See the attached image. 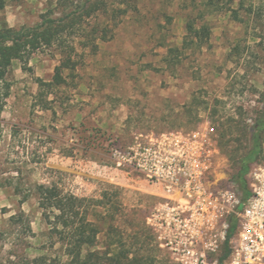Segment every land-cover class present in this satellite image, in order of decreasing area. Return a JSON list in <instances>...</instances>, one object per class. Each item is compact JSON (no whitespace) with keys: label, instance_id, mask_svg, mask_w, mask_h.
Listing matches in <instances>:
<instances>
[{"label":"rangeland","instance_id":"1","mask_svg":"<svg viewBox=\"0 0 264 264\" xmlns=\"http://www.w3.org/2000/svg\"><path fill=\"white\" fill-rule=\"evenodd\" d=\"M63 2L9 4L0 11V28L33 26L48 11L61 17ZM130 2L70 0L67 12L83 4L100 9L79 19L59 43L11 65L0 89V264L69 260L66 243L50 231L52 210H47L49 220L39 205L38 185L89 199L88 218L103 230L93 249L99 256L105 246L118 243L111 254L126 253L124 264H175L146 224L159 198L141 186L138 173L127 176L130 181L91 179L81 186L58 169L60 152L89 145L107 155L111 140L123 147L135 133L190 131L205 122L221 132L227 121L249 129L258 116L264 94V0H246L242 7L240 0ZM230 9L238 10L239 19ZM189 21L209 29L201 50L182 47ZM169 48L180 51L171 57L174 65L166 62ZM63 60L71 63L62 74L65 84L41 89L39 81L51 82ZM114 112L121 119L117 132L109 125ZM102 116L105 125L97 126L92 119L102 121ZM226 140L229 155L251 149L242 132ZM220 165L217 179L234 172L222 151ZM105 194L107 206L96 205Z\"/></svg>","mask_w":264,"mask_h":264},{"label":"built area","instance_id":"2","mask_svg":"<svg viewBox=\"0 0 264 264\" xmlns=\"http://www.w3.org/2000/svg\"><path fill=\"white\" fill-rule=\"evenodd\" d=\"M108 154L115 169L138 173L156 192L146 224L175 264H264V159L248 173L250 197L242 203L225 172L217 179L221 149L209 122L135 133L123 147L113 139Z\"/></svg>","mask_w":264,"mask_h":264},{"label":"trees","instance_id":"3","mask_svg":"<svg viewBox=\"0 0 264 264\" xmlns=\"http://www.w3.org/2000/svg\"><path fill=\"white\" fill-rule=\"evenodd\" d=\"M21 0H0V11L4 10L9 4H18ZM91 0H88V4ZM212 1V0H210ZM246 0H240V7ZM121 6L127 4L131 6L130 0H118ZM81 5L78 11L67 12L70 0H65L60 6L62 7V16L54 17V11H48L40 16V21L33 26H22L20 28H11L4 24L0 28V89L7 85V76L10 72L13 61L27 62L30 56L37 50L43 47H52L59 43L62 36L69 28H73L79 19L83 16H91L97 12L100 7L98 4ZM122 13H126V9H120ZM234 18L239 19L238 10H232ZM187 36L184 38L182 47L185 50H201L209 42L210 34L206 26L200 29L192 22L187 23ZM180 54L179 49L169 48L167 61L168 64L174 65L172 58H177ZM171 58V61H170ZM70 61L63 60L59 66L55 68L53 79L49 83L39 81L40 87H46L50 91L53 87H60L65 84L63 71L70 69ZM42 94V93H41ZM47 94V93H46ZM8 93L4 95L7 97ZM2 99V98H1ZM217 131L219 137V146L222 153L230 156L234 165V172L229 176V181L234 183L241 193L242 203H245L250 197L248 173L252 167L264 159L261 155L264 154V94L262 99V107L258 111V116L254 124L249 128H240L232 121H227L222 124ZM242 132L244 137H249L251 149L244 154L239 151L230 153L227 150L229 140L227 137L234 135L235 132ZM38 202L43 209L44 216L48 218L47 210H52V221L50 231L60 236L61 240L66 243V255L69 260L66 264H124V259L127 258L126 253L122 255L111 254V247H118V243H111L105 246L104 253L99 256L98 251H93L97 247L98 235L103 231L95 226L89 220V208L84 206L88 202L87 198H80L71 193H64L57 186L38 185ZM106 194L102 200H97L96 205L106 207L108 202H105ZM90 202V201H89ZM91 201L90 203H92ZM83 210V213H81ZM104 220V224H105ZM235 225L230 232L231 236L234 232ZM119 247H121L119 245ZM228 251L225 250L221 262L227 256ZM36 264V262H35Z\"/></svg>","mask_w":264,"mask_h":264},{"label":"crops","instance_id":"4","mask_svg":"<svg viewBox=\"0 0 264 264\" xmlns=\"http://www.w3.org/2000/svg\"><path fill=\"white\" fill-rule=\"evenodd\" d=\"M98 113L102 115L100 107L98 108ZM102 117V121L92 120L97 126H103L105 125L106 118L104 116ZM120 120L118 112H114L113 120H110L109 123L113 132H117L120 129ZM96 150L89 145L87 148L77 145L72 152L59 151L60 155L58 157L60 160L58 162V169L63 172H68L66 175L81 186H86L87 182L91 179L114 182L121 178L123 181H130L126 172L114 168L108 154L104 155ZM140 184L146 191H153V188L144 179L140 180Z\"/></svg>","mask_w":264,"mask_h":264}]
</instances>
